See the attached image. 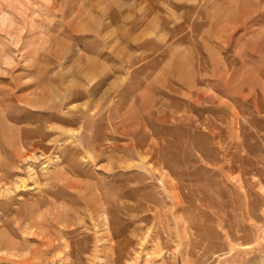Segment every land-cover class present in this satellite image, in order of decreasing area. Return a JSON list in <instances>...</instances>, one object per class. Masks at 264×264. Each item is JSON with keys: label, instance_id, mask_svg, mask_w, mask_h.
Returning a JSON list of instances; mask_svg holds the SVG:
<instances>
[{"label": "rangeland", "instance_id": "374dc122", "mask_svg": "<svg viewBox=\"0 0 264 264\" xmlns=\"http://www.w3.org/2000/svg\"><path fill=\"white\" fill-rule=\"evenodd\" d=\"M0 145V264H264V0H0Z\"/></svg>", "mask_w": 264, "mask_h": 264}, {"label": "bare ground", "instance_id": "6f19581e", "mask_svg": "<svg viewBox=\"0 0 264 264\" xmlns=\"http://www.w3.org/2000/svg\"><path fill=\"white\" fill-rule=\"evenodd\" d=\"M75 95V93H71V97L72 96H74ZM41 128V127H40ZM23 136H24V140H21V144H22V146L23 147H27L28 149L30 148V149H32V150H34L36 147H39L40 146V148H42V150L41 151H44L45 149H46V147H44V146H41V143L40 142H42V140H37L36 141V139L35 138H37V137H39V138H42L41 136H37L36 137V135H33V134H30V133H24L23 134ZM49 137V136H48ZM48 137L46 138V139H48ZM21 139V138H20ZM6 141V143H7V141H9V140H5ZM19 142H17V144H18ZM11 144V143H10ZM9 145V144H8ZM1 146V145H0ZM16 146V145H15ZM19 146V145H18ZM4 147V146H3ZM153 149V148H152ZM155 149V148H154ZM4 150H5V148H4ZM158 156V155H157ZM10 157V156H9ZM33 159V161H34V156L33 155H26V156H24V158L22 159V161L23 162H26L27 160H32ZM36 160V159H35ZM28 172H29V176H28V178L29 179H31V181H33V183L34 182H36V179L34 178V176H35V172L33 171V169L32 168H28ZM1 173V172H0ZM63 173V172H62ZM61 172H58L57 174H55V176L53 177L51 174H45L46 176H48L49 177V179H53V181H60V180H62V178H63V174H62ZM5 172H4V175H3V177L5 176ZM2 177V176H1ZM56 186H58V184L56 185ZM22 188H25V185H24V180L23 179H21L17 184H15V186H14V191H17L18 189H22ZM13 191V190H12ZM47 191V190H46ZM15 193V192H14ZM10 194V191L8 190V189H5L4 191H2L1 193H0V197L1 196H7L8 197V195ZM10 199V198H9ZM9 199H8V201H5V202H9ZM24 202V201H23ZM30 209V208H29ZM102 215H104V214H102ZM102 219H103V226H106V225H109L108 223H107V218L105 217H101ZM93 221L95 222V219H93ZM96 226V224H94V226L93 227H95ZM107 228V227H106ZM97 242H99V241H97ZM94 258V257H93ZM100 260V259H99ZM100 264V263H99Z\"/></svg>", "mask_w": 264, "mask_h": 264}]
</instances>
